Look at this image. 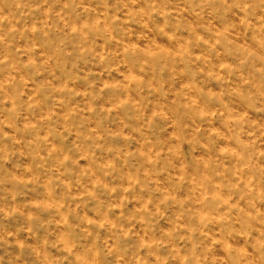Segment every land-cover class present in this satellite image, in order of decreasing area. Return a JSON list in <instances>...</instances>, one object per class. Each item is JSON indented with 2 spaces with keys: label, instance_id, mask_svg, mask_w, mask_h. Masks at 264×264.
<instances>
[{
  "label": "clouds",
  "instance_id": "9594fccd",
  "mask_svg": "<svg viewBox=\"0 0 264 264\" xmlns=\"http://www.w3.org/2000/svg\"><path fill=\"white\" fill-rule=\"evenodd\" d=\"M0 264H264V0H0Z\"/></svg>",
  "mask_w": 264,
  "mask_h": 264
}]
</instances>
